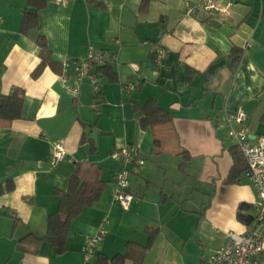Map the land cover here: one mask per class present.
<instances>
[{"label":"crops","instance_id":"crops-1","mask_svg":"<svg viewBox=\"0 0 264 264\" xmlns=\"http://www.w3.org/2000/svg\"><path fill=\"white\" fill-rule=\"evenodd\" d=\"M200 1L149 0L142 10V0H47L38 25L25 31L29 0H0V94H23L21 118H0V264H86V238L104 220L93 259L123 255L122 264H207L229 232L248 231L239 206L259 198L246 169L230 181L240 149L226 117L243 109L253 142L264 135V0H220L228 14H188L187 4ZM39 37L57 63L34 77ZM89 46L106 53L115 73L103 74L98 96L73 66ZM233 48L243 54L234 64ZM149 99L169 122L143 127ZM58 143L65 157L52 165ZM122 147L145 161L130 174L129 210L114 201L119 164L111 153ZM82 161L101 167L105 187L71 221L66 250L19 244L29 232L46 235L58 192Z\"/></svg>","mask_w":264,"mask_h":264},{"label":"built area","instance_id":"built-area-1","mask_svg":"<svg viewBox=\"0 0 264 264\" xmlns=\"http://www.w3.org/2000/svg\"><path fill=\"white\" fill-rule=\"evenodd\" d=\"M67 1V0H57ZM220 0H201L196 4H187V13L193 14L198 10L207 12H221L228 14L227 8L219 6ZM2 18L0 17V23ZM164 50H159L158 57L164 56ZM115 59V56L112 57ZM108 62L107 55L102 50L89 46L83 59L74 62V71L80 83L88 80L94 95L98 96L102 90L103 74L98 68ZM63 68L68 66L67 61H62ZM135 84L130 83L126 88L134 89ZM229 136L237 144L246 164V177L255 188L259 202L256 205V216L253 224L248 227L245 234L229 232L227 241L221 245L207 260V264H264V135L256 138V142L250 135L247 126V113L239 109L235 113L227 115ZM237 125L238 127H236ZM111 156L119 164V170L115 175L116 191L114 201L122 209L129 210L132 206L134 195L130 188V174L138 170V166L144 164L137 154L128 147L114 149ZM65 157V151L61 144H56L51 155V164L55 165ZM108 221L104 220L97 234L86 238V264L94 258L97 246L105 236V228Z\"/></svg>","mask_w":264,"mask_h":264},{"label":"trees","instance_id":"trees-1","mask_svg":"<svg viewBox=\"0 0 264 264\" xmlns=\"http://www.w3.org/2000/svg\"><path fill=\"white\" fill-rule=\"evenodd\" d=\"M148 1L142 0V10L146 9ZM87 3L89 5H100L98 0H87ZM46 4L47 0H29L30 8L24 10L22 17L23 30L27 31L38 25V18L40 17L41 11L46 7ZM38 42L41 47L42 62L34 70V77L41 74L47 63H50V66L53 68H55L57 63L45 54V38L39 37ZM242 55L241 49L233 48L231 52V63H237ZM98 71L102 74L115 75L109 62L100 66ZM22 105L23 94L19 91H15L10 95L0 94V118L6 120L21 118ZM142 109L144 111L142 118L143 127L155 123L169 122L171 120L170 113L161 109L155 99H149ZM260 121L264 123V113ZM246 168V161L240 151V155L235 156V166L233 167L230 181H237ZM104 187L105 182L102 179V169L98 164L92 161L78 162L76 170L70 178L68 189L58 192L61 197L59 210L49 216L46 235L44 237H38L32 232H29L19 240V244L32 243L39 245L42 241H47L57 247L60 253H63L66 250L69 240L71 221L79 216L86 206L92 205L100 198ZM4 192L5 188L0 184V196ZM255 216V205L242 203L239 206L238 219L248 227L253 224ZM147 231L150 233V239L152 240L154 236L152 229L148 228ZM124 259L125 257L123 255H118L112 260L97 257L96 259H92L89 264H122Z\"/></svg>","mask_w":264,"mask_h":264},{"label":"water","instance_id":"water-1","mask_svg":"<svg viewBox=\"0 0 264 264\" xmlns=\"http://www.w3.org/2000/svg\"><path fill=\"white\" fill-rule=\"evenodd\" d=\"M97 135H98V131H93L91 136L97 141V138H98ZM158 198H159V195H155L154 199L156 200Z\"/></svg>","mask_w":264,"mask_h":264}]
</instances>
